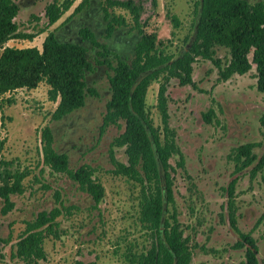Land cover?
I'll return each mask as SVG.
<instances>
[{
  "label": "rangeland",
  "instance_id": "rangeland-1",
  "mask_svg": "<svg viewBox=\"0 0 264 264\" xmlns=\"http://www.w3.org/2000/svg\"><path fill=\"white\" fill-rule=\"evenodd\" d=\"M15 1L19 5L15 19L18 32L31 34L33 38H12L5 46L38 49L47 33L65 22L80 2L75 1L46 31H39L46 24L45 5L52 0ZM147 6V12L152 13L143 31L157 35V48L173 57L181 55L194 34L198 19L192 0H157L153 10ZM116 12L130 21L125 12L119 9ZM172 15L179 19L176 28L170 20ZM215 51V58L224 66L229 58L227 49L216 47ZM192 80L194 86H181L176 78L167 83L168 126L174 131L180 155L172 154L169 160L175 169L172 173L174 203L166 205L165 217L173 211L176 213L183 236L188 239L191 264H240L244 261V250L231 248L236 235L229 228L222 208L226 202L223 188L232 178L233 162L229 158L234 147L256 143L254 154L264 156V126L261 124L264 93L256 88L254 67L244 75L235 74L223 81L211 61L197 59L192 64ZM91 81L89 78L88 85ZM161 81L162 77L148 86L145 102L151 123L159 126L163 139L156 108ZM96 86L106 89L107 75L99 78ZM48 89L46 82L41 81L34 89L23 87L8 92L3 99L9 98L12 102L0 103V140H4L0 170L6 167L27 174L21 181L22 193L11 195L13 209L6 215L0 212V238L9 241L0 244V264H74L76 261L131 264L129 254L145 252L150 247V235L139 221L141 185L111 172L110 143L123 131V121H119V126L107 128L100 139H97V129L90 130L88 125L76 128L69 133L64 145L65 126L51 119L58 100L48 99ZM209 108L215 115L208 123L202 114ZM98 112L101 115L102 109L91 114V121ZM45 126L54 130L55 149L71 150L70 169L83 163L95 168L94 176L104 188L103 198L96 206L67 175L54 173L42 163L40 132ZM69 143L81 149L72 150ZM80 151L83 153L78 154ZM112 151L115 160L127 162L124 147H114ZM180 157L183 167L177 165ZM238 176L232 195L238 227L248 232L259 222L252 235L257 243L259 264H264V168L254 175L248 168ZM55 191L59 192L63 206H73L57 218L62 230L60 237L45 238L44 260L26 262L14 257V244L25 229V223L39 211L57 205ZM2 205L0 200V209Z\"/></svg>",
  "mask_w": 264,
  "mask_h": 264
},
{
  "label": "trees",
  "instance_id": "trees-1",
  "mask_svg": "<svg viewBox=\"0 0 264 264\" xmlns=\"http://www.w3.org/2000/svg\"><path fill=\"white\" fill-rule=\"evenodd\" d=\"M77 0H53L44 8L46 24L39 31H46ZM87 0L75 8L79 10ZM113 12L116 22L128 23L124 16L116 14L115 9L126 11L130 16V24L143 34L137 48L136 58L131 64L119 61L109 78L111 97L107 103L104 116V127L119 126L123 121V131L110 143L109 159L113 165L112 173L134 179L141 185L139 201V221L144 231L150 235V247L142 253H130L131 264H191V252L188 239L183 236L176 213L173 211L164 216L163 229L160 231L165 204H173L172 173L170 164L172 154H179L175 134L168 126L167 83L176 78L179 85L194 86L192 80V64L197 59L209 60L218 69L220 80H227L232 75H244L253 67L255 69L256 88L264 93V4L250 3L246 0H192L194 14L199 16L195 24V37L188 51L173 57L157 48L155 33L147 34L142 27L150 19L157 6V0H101ZM19 5L15 0H0V103L10 104L11 99H3L8 92L18 89H34L41 81L49 86L47 95L50 101H57L51 113L53 121L81 107L86 93L89 92L85 80V72L90 69L85 47L74 43L58 42L53 31H49L41 44V49L14 48L5 44L12 38H33L31 34L18 32L16 17ZM174 28L179 26V19L170 18ZM84 35L91 32L84 30ZM224 47L229 58L224 66L215 58V48ZM162 77L157 92L156 108L160 114L159 126L151 123L146 108V93L153 81ZM215 113L212 108L202 114L205 122H210ZM264 126V117L261 119ZM102 129V132H104ZM42 163L54 173L67 175L79 189L87 193L94 202L100 203L104 195L102 184L95 178V168L89 164H81L70 169L68 158L53 147V134L49 126L40 132ZM4 140H0V153ZM254 143H246L234 149L236 171H240L254 163L251 173L256 174L264 167V157L257 159L252 153ZM125 148L127 162L115 160L112 149ZM180 155V154H179ZM8 166V162H1ZM178 166L183 167L180 157ZM26 172L12 171L6 167L0 170V212L6 215L14 207L11 195L22 193L21 181ZM232 180L227 186L229 197L234 193ZM49 188L48 186H45ZM56 204L50 210L39 211L35 217L25 223V229L14 244V257L33 262L44 260L46 254L43 242L49 236L60 237L62 230L57 218L69 212L73 206H63L59 192L54 193ZM229 218L234 223V211L229 206ZM259 222L256 223L255 227ZM239 236L250 244L242 264H259L256 258V245L250 234L239 233ZM7 239L0 238V244ZM237 241L235 247L242 246ZM74 264H83L76 261Z\"/></svg>",
  "mask_w": 264,
  "mask_h": 264
},
{
  "label": "flooded vegetation",
  "instance_id": "flooded-vegetation-1",
  "mask_svg": "<svg viewBox=\"0 0 264 264\" xmlns=\"http://www.w3.org/2000/svg\"><path fill=\"white\" fill-rule=\"evenodd\" d=\"M246 1L249 2V0ZM81 2L82 0H80L79 4ZM255 2H261L264 4V0H254V2H250V3H255ZM112 15H113L112 10L109 7H107L105 4H103L101 0H87L79 10L75 11L74 9L72 14L66 19V21L64 20L65 22H62L61 24H59L57 28L52 30L54 37L57 39L58 42L74 43L85 47L87 51L86 55L90 63V69L85 72L86 84L90 91L86 93L83 105L73 110L71 113L64 115L59 120L54 121V122H59L60 124L65 126L64 135H63L64 145L67 143L69 133L75 130L76 128H80L84 125L85 126L88 125L87 127H89L90 130L92 129L98 130L97 139L103 137V135L107 131V128L110 127V126H107L106 128L104 127V116L107 110V103L111 97L109 78L113 75L114 69L118 66L119 61H122L130 65L131 62L136 58L137 48L139 43L141 42L143 34L140 32L138 28L134 27L132 24L129 23L121 24L116 22ZM84 30L91 32V36L88 35L86 37L84 35ZM106 75L108 80V87L106 89L98 88L96 86V83L99 82V78ZM89 78L90 79L92 78L90 85H88ZM99 108L102 109L101 115L99 114L100 112H98V114L91 121L93 113L97 111V109ZM104 128L105 130L104 132H102V129ZM50 129L53 134V147H54L56 136L54 134L53 128L50 127ZM247 143H252V142H247ZM69 144H70V149L72 150L75 149V151L76 150L79 151L81 149V147L74 146L72 143ZM254 144L255 146L253 147V149L257 146L256 143ZM241 145L243 144H240L231 150L230 158L227 156L233 162V170H232L231 180L223 188L226 197V202L222 206V208L225 213V216L227 217L229 228L233 232H235L236 235V240L231 245V248L235 250H244V261H245V254L248 248L250 247V244L244 241L239 236V233H243V234L249 233L256 245L257 244L256 240L252 235L255 225L248 232H243L239 229L237 223V211L233 205L232 197H229L227 191V186L232 180L235 179L236 182L233 187L235 192L236 183L239 178L238 174L248 168H249V173H251V169L254 163H256L257 161V160L254 161L252 165H250L245 169L236 171L235 170L236 163L233 152L235 148ZM253 149H252V153L254 154ZM55 150L67 156L68 165H69V163L71 162V155H70L71 150H69L68 148L67 150H63L62 148H58ZM80 153L81 151L78 154ZM261 157L264 156L257 157V159ZM83 164H87V163H83ZM230 205L232 206V209L234 211V219H235L234 223L231 222L229 218ZM237 241H241L243 243L241 247L234 246ZM256 249H257L256 258L258 260L257 245H256ZM243 262H241L240 264H242Z\"/></svg>",
  "mask_w": 264,
  "mask_h": 264
},
{
  "label": "water",
  "instance_id": "water-1",
  "mask_svg": "<svg viewBox=\"0 0 264 264\" xmlns=\"http://www.w3.org/2000/svg\"><path fill=\"white\" fill-rule=\"evenodd\" d=\"M198 18H199V16H198ZM197 21H198V19H197ZM194 37H195V31H194V34H193L189 44L187 46H185L184 51H188L189 46L191 45L192 41L194 40ZM164 216H165V204H164V210H163V216H162V223H161V226H160V231H162V229H163Z\"/></svg>",
  "mask_w": 264,
  "mask_h": 264
},
{
  "label": "built area",
  "instance_id": "built-area-1",
  "mask_svg": "<svg viewBox=\"0 0 264 264\" xmlns=\"http://www.w3.org/2000/svg\"><path fill=\"white\" fill-rule=\"evenodd\" d=\"M117 9H115V11H116ZM120 10V9H119ZM121 12L123 11V12H125L126 14H127V16L129 17V19H130V16H129V14L126 12V11H124V10H120ZM116 14H121V13H117L116 12ZM122 16H124L123 14H121ZM125 17V16H124ZM125 19H126V21H127V18L125 17ZM128 23L130 22V21H127Z\"/></svg>",
  "mask_w": 264,
  "mask_h": 264
}]
</instances>
